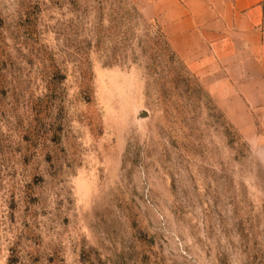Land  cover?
<instances>
[{
  "label": "rangeland",
  "instance_id": "1",
  "mask_svg": "<svg viewBox=\"0 0 264 264\" xmlns=\"http://www.w3.org/2000/svg\"><path fill=\"white\" fill-rule=\"evenodd\" d=\"M154 1L0 0V264H264V77Z\"/></svg>",
  "mask_w": 264,
  "mask_h": 264
},
{
  "label": "crops",
  "instance_id": "2",
  "mask_svg": "<svg viewBox=\"0 0 264 264\" xmlns=\"http://www.w3.org/2000/svg\"><path fill=\"white\" fill-rule=\"evenodd\" d=\"M151 11L192 71L264 77V0H156Z\"/></svg>",
  "mask_w": 264,
  "mask_h": 264
}]
</instances>
